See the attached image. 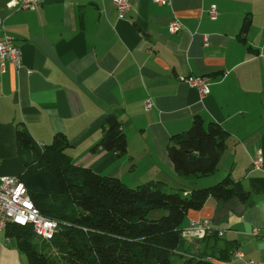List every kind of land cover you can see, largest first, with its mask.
Wrapping results in <instances>:
<instances>
[{
    "label": "crops",
    "instance_id": "0c3cea01",
    "mask_svg": "<svg viewBox=\"0 0 264 264\" xmlns=\"http://www.w3.org/2000/svg\"><path fill=\"white\" fill-rule=\"evenodd\" d=\"M13 1L0 0V40L12 37L21 52L19 69L8 61L0 67V177L25 169L15 140L20 126L40 146L64 135L74 165L129 187L161 181L189 192L228 176L250 193V203L209 197L184 216L174 252L204 253L215 264L264 262V239L252 235L264 230V174L251 171L252 160L264 158V0H127L121 19L112 0H42L33 11L16 10ZM173 17L182 27L170 34ZM245 17L250 24L239 35ZM190 76L208 77V95L186 84ZM109 115L126 137L121 158L91 150ZM197 116L227 132L226 148L211 177H178L167 140ZM197 219H209L222 236H188ZM227 247L233 252H219ZM26 261L15 237L0 231V264Z\"/></svg>",
    "mask_w": 264,
    "mask_h": 264
},
{
    "label": "trees",
    "instance_id": "16d2710c",
    "mask_svg": "<svg viewBox=\"0 0 264 264\" xmlns=\"http://www.w3.org/2000/svg\"><path fill=\"white\" fill-rule=\"evenodd\" d=\"M249 21L244 18L239 35L247 31ZM189 127L167 140L171 166L178 177H211L218 169L228 134L219 124H206L198 116ZM120 128L116 117L106 116L100 140L91 150L125 156L127 142ZM15 140L25 168L20 181L37 210L58 222V231L49 242L36 238L31 227L7 226V236L15 237L27 264H215L204 253L185 257L174 252L184 216L201 209L209 197L242 204L251 200L242 184L228 176L189 192H167L161 181L129 187L116 177L74 165L64 153L68 141L62 134L39 146L20 126ZM219 252L227 255L233 250L227 247Z\"/></svg>",
    "mask_w": 264,
    "mask_h": 264
},
{
    "label": "built area",
    "instance_id": "2783aa9c",
    "mask_svg": "<svg viewBox=\"0 0 264 264\" xmlns=\"http://www.w3.org/2000/svg\"><path fill=\"white\" fill-rule=\"evenodd\" d=\"M42 0H14L10 7L16 10L33 11ZM116 8L118 18H123L130 9L127 0H112ZM159 6L167 5L169 0H153ZM211 19H215V6L209 10ZM2 20L0 19V24ZM180 21L173 17L168 24V32L175 34L181 29ZM21 52L14 44L12 37L4 35L0 40V67L3 69L5 62H10L15 70L21 66ZM3 71V70H2ZM190 88L201 96L209 93V79L206 76H190L184 80ZM150 100L144 102V108L149 111L152 108ZM40 146V145H39ZM251 171L264 174V158L259 156L252 160ZM24 183L17 176L0 177V231H6L7 226L31 227L33 234L41 241L49 242L58 231V222L43 216L35 207ZM186 234L196 239H204L213 235L222 236L223 230L214 229L209 219L191 220ZM253 236L264 239V230H253ZM236 257L242 254L235 252ZM245 264H264L262 261L247 260Z\"/></svg>",
    "mask_w": 264,
    "mask_h": 264
},
{
    "label": "rangeland",
    "instance_id": "374dc122",
    "mask_svg": "<svg viewBox=\"0 0 264 264\" xmlns=\"http://www.w3.org/2000/svg\"><path fill=\"white\" fill-rule=\"evenodd\" d=\"M219 181H220V180H219ZM217 182H218V181H217ZM214 184H215V183H214ZM166 190H167V192H168V191H172V190H170V188H168V187H167ZM53 254H54V252H53ZM175 261H176V260H175ZM175 261H174V262H175Z\"/></svg>",
    "mask_w": 264,
    "mask_h": 264
}]
</instances>
